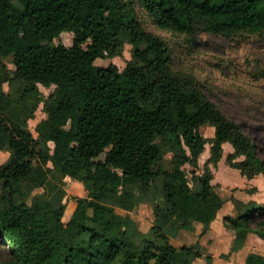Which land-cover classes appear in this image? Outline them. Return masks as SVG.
<instances>
[{
  "label": "trees",
  "instance_id": "obj_1",
  "mask_svg": "<svg viewBox=\"0 0 264 264\" xmlns=\"http://www.w3.org/2000/svg\"><path fill=\"white\" fill-rule=\"evenodd\" d=\"M139 3L158 27L192 38L264 32V0ZM65 31L72 33L69 46L55 42ZM125 44L130 58L122 70L95 64L122 55ZM14 83L18 89L5 90ZM38 84L54 89L44 95ZM40 103L46 116L34 136L28 120ZM225 142L233 148L229 166L246 178L264 176L241 123L208 97L194 73L174 66L168 45L145 28L132 0H0V150L9 149L0 163V237L9 253L2 264H211L199 235L190 244L170 242L198 225L202 234L212 224L229 230L238 244L250 232L264 239V200L232 196L235 215L217 223L225 199L210 166ZM206 144L210 155L198 173ZM64 177L88 187L67 219L57 184ZM39 187L45 196L33 193ZM136 190L146 198L162 192L145 233L115 211H131ZM244 264H264V252L248 253Z\"/></svg>",
  "mask_w": 264,
  "mask_h": 264
},
{
  "label": "rangeland",
  "instance_id": "obj_2",
  "mask_svg": "<svg viewBox=\"0 0 264 264\" xmlns=\"http://www.w3.org/2000/svg\"><path fill=\"white\" fill-rule=\"evenodd\" d=\"M138 17L143 22L145 28L161 36L172 53V61L176 68L192 72L203 84V89L208 97L213 100L230 118L241 123L243 131L252 139L257 153L264 162V32L248 33L224 37L211 33H200L195 38L188 34L172 31L158 27L149 15L142 8L139 0H132ZM69 46L72 42V33L62 32L59 39ZM130 44H125L122 55L114 58H98L95 64L106 66L114 63L120 70L124 68L130 58ZM12 56L5 58V63L12 68ZM5 90L14 92L19 88L18 83L5 85ZM39 90L48 95L54 85L43 86L38 84ZM46 116L40 103L35 117L28 120V127L36 136V123ZM211 128H208L206 135H211ZM53 146V143H50ZM223 153L216 166H210L216 189L225 199L223 207L218 211V219L222 220L224 215H235L232 202L229 200L236 196L242 200L254 198L264 200V176L262 173L252 178H246L238 169L229 166L226 162V155L233 150L232 146L223 143ZM210 155L209 144L205 145V150L200 155L199 170L205 160ZM9 156V149L0 150V163H4ZM170 154H167L163 166L169 165ZM242 156L238 157L241 159ZM186 165V170H188ZM188 178L190 174L188 172ZM58 186L64 190L62 202L65 203L63 219L70 217L78 197L86 196L88 187L81 181L62 178ZM190 184L192 182L190 181ZM34 194L45 196L43 188L39 187L33 191ZM153 192L151 193V195ZM162 200V192L157 190L153 197L146 198L136 190V205L131 211L116 208L115 211L125 218L129 225L139 232L145 233L153 221V208ZM219 225V223H218ZM215 226V225H214ZM215 228V227H214ZM194 232L202 234V226L194 230H182L176 237L171 238V244L180 246L190 244L194 240ZM133 234H136L133 230ZM215 232L209 231L210 238L208 242L203 236L202 240L207 244L206 249L215 254V259L221 263L225 260L228 264H238L250 252L263 253L264 239L256 233H248L241 244L235 241L233 232L225 230L212 235ZM149 237V236H147ZM134 239L139 242V235H134ZM8 243L0 237V264L2 260L7 259Z\"/></svg>",
  "mask_w": 264,
  "mask_h": 264
},
{
  "label": "crops",
  "instance_id": "obj_3",
  "mask_svg": "<svg viewBox=\"0 0 264 264\" xmlns=\"http://www.w3.org/2000/svg\"><path fill=\"white\" fill-rule=\"evenodd\" d=\"M217 223H219V226L221 225L220 224V220L218 219V215H217ZM198 226H200V225H198ZM198 226H196L195 227V229L198 227ZM215 227V228H214ZM226 229H223V228H217V226H214V224H212L211 225V228L209 229V230H207L205 233H203V234H200V233H196V232H194L193 231V233H194V239L199 235V243H200V247H201V251H202V254L204 255V256H206V255H210L211 257H212V262H211V264H228L229 262H227L226 260H225V262L224 263H221V262H219V261H217L216 259H215V254H211L207 249H206V246H207V244H205V242L202 240V238H203V236H205L206 237V240H207V242H208V239L210 238V236H209V231L210 232H215V234H213L212 236L213 237H215V235H217L216 233H220V232H223V231H225ZM182 231V230H181ZM181 231H179V234L180 233H182ZM194 241V240H193ZM192 241V242H193ZM192 242H190V243H192ZM189 244V243H188ZM244 260H245V258L242 260V261H240L238 264H244ZM197 263H199V264H203V261L201 260V259H199L198 261H197Z\"/></svg>",
  "mask_w": 264,
  "mask_h": 264
}]
</instances>
